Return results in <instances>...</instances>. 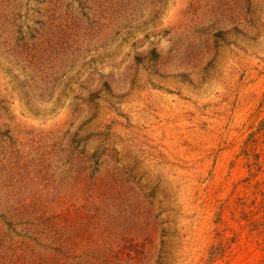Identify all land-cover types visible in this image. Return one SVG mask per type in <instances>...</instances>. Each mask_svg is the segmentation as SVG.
I'll list each match as a JSON object with an SVG mask.
<instances>
[{"label": "rangeland", "instance_id": "1", "mask_svg": "<svg viewBox=\"0 0 264 264\" xmlns=\"http://www.w3.org/2000/svg\"><path fill=\"white\" fill-rule=\"evenodd\" d=\"M0 264H264V0H0Z\"/></svg>", "mask_w": 264, "mask_h": 264}]
</instances>
